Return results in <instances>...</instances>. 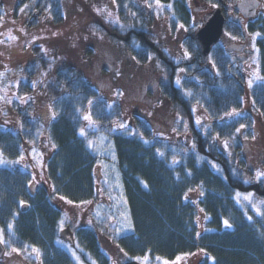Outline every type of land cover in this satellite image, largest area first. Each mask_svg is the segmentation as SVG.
Segmentation results:
<instances>
[{
	"label": "trees",
	"instance_id": "trees-1",
	"mask_svg": "<svg viewBox=\"0 0 264 264\" xmlns=\"http://www.w3.org/2000/svg\"><path fill=\"white\" fill-rule=\"evenodd\" d=\"M187 2L159 0L169 6L172 22L190 26ZM53 3L58 9L59 2ZM116 3L121 13L134 8V0ZM56 12L58 15L59 10ZM139 18L143 28H136L140 24L136 23L127 32V51L139 62L149 63L152 48L147 26L151 20ZM225 30L239 38H243L244 30L258 35L255 46L261 79L252 87L251 98L255 111L264 114V17L246 26L227 21ZM186 43L195 55V61L185 66L188 76L179 86L171 77L154 80L146 97L152 105L170 107L173 115L163 121L134 115L128 123L129 131L109 130L113 120L123 117L118 102L101 97L99 88L77 71L60 69L55 73L54 83L60 92L54 97L56 117L48 128L53 150L46 159L47 186L31 192L30 171L0 166V232L6 248L38 249L42 264L75 263L71 253L59 244L64 216L51 195L75 202L97 198L98 155L90 142L92 135L101 133L108 136L116 153L132 230L121 236H105L97 223L77 228L75 240L85 262L139 264L147 256L173 261L202 251L198 264H264V206L258 213L238 196L255 192L264 199V178L257 183L244 180L245 173L253 174L247 161L253 116L245 113L227 122H215L207 130L194 124L195 104L211 118L241 108L245 76L221 43L212 48V67L202 63L193 37H188ZM25 72L30 80L35 79L33 63ZM21 88L31 90L25 82ZM90 101L91 115L100 126L82 134V113ZM24 113L21 130L0 128V154L8 159L19 157L39 137L38 121ZM175 113L190 122L193 147L179 143L173 136H157L159 129H174ZM199 210L206 216L201 234L197 225ZM225 220L231 226H225Z\"/></svg>",
	"mask_w": 264,
	"mask_h": 264
},
{
	"label": "rangeland",
	"instance_id": "rangeland-1",
	"mask_svg": "<svg viewBox=\"0 0 264 264\" xmlns=\"http://www.w3.org/2000/svg\"><path fill=\"white\" fill-rule=\"evenodd\" d=\"M54 1L59 2L58 9L54 8ZM258 1L259 14L264 17V0ZM233 2L188 0L191 24L187 26L172 22L169 6L152 0H134L133 10L126 13L118 11L116 0H0V128L21 130L24 112L40 125L37 141H32L16 159H8L0 154V166L21 167L30 171L31 192L32 189L47 186L46 159L53 150L48 128L56 117L54 97L60 89L55 86L54 77L60 69L77 71L99 88L101 97L119 103L123 117L110 123L108 127L111 131H129L128 123L137 114L145 119L153 117L160 121L172 116L173 111L165 104L155 106L146 101L151 82L171 77L179 86L181 80L188 76L185 66L195 61L192 47L186 40L195 35L218 6L225 8L227 21L234 22L231 17ZM137 10L142 15H138ZM139 16L145 21L151 20L147 26L150 37L148 44L152 48L149 63L139 62L127 51V32L140 23ZM246 21H241L242 25ZM136 28L143 26L140 23ZM246 37L247 34L239 38L225 32L220 40L233 64L245 76L242 107L235 109L232 115L227 113H232L233 109L218 118H211L199 104H195L193 111L195 126L203 130L209 129L215 122H227L245 113L252 114L253 136L247 161L253 174L245 173L244 180L257 183L264 178V175H259L264 173V114L255 111L251 98L252 87L261 79L258 51L254 44L256 34L249 36L248 41ZM252 41V51L246 54L247 57H238L232 52L236 48L235 44ZM30 63L36 70L34 80H30L25 72ZM205 66L212 67L213 64L209 60ZM24 82L29 83L30 91H22L21 84ZM100 83L109 86H100ZM91 103L82 113L83 133L98 130L100 126L91 115ZM89 114L91 121L85 119ZM175 117L174 129H159L157 136H173L179 143L193 147L190 122L180 114L175 113ZM121 124L125 127H119ZM91 145L98 155L95 171L100 192L97 198L75 202L56 194L51 195L53 203L61 208L64 216L63 224L60 225L59 244L71 253L74 264H89L78 252L75 240L77 228L97 223L99 231L105 236H113V233L114 236H121L132 230L123 181L112 144L108 142L106 134L99 133L92 135ZM239 197L250 203L255 211L254 205L260 209L264 206L261 203L264 199L255 192L240 193ZM205 219L206 216L199 210V234L204 232ZM0 237L6 245L2 232ZM14 249L7 246L0 264H42L35 249ZM202 256V251L173 261L147 256L141 258L139 264H198ZM90 264L96 263L92 261Z\"/></svg>",
	"mask_w": 264,
	"mask_h": 264
},
{
	"label": "water",
	"instance_id": "water-1",
	"mask_svg": "<svg viewBox=\"0 0 264 264\" xmlns=\"http://www.w3.org/2000/svg\"><path fill=\"white\" fill-rule=\"evenodd\" d=\"M226 16L221 7L214 9L208 16L204 25L195 33L194 40L202 62L206 63L212 48L217 44L225 32ZM5 253V246L0 240V258Z\"/></svg>",
	"mask_w": 264,
	"mask_h": 264
},
{
	"label": "flooded vegetation",
	"instance_id": "flooded-vegetation-1",
	"mask_svg": "<svg viewBox=\"0 0 264 264\" xmlns=\"http://www.w3.org/2000/svg\"><path fill=\"white\" fill-rule=\"evenodd\" d=\"M231 6L233 10V14H231V17L233 20H235L234 22H241L247 20L245 22V24L247 25L248 22L258 17H263L259 14L260 2L258 0H234ZM249 36L252 35H248L246 37V40L247 38L249 39ZM250 46L251 43L249 42H241L240 44L234 45V47L236 48L232 50V52H234L238 57H247L246 54L252 51V48Z\"/></svg>",
	"mask_w": 264,
	"mask_h": 264
},
{
	"label": "snow or ice",
	"instance_id": "snow-or-ice-1",
	"mask_svg": "<svg viewBox=\"0 0 264 264\" xmlns=\"http://www.w3.org/2000/svg\"><path fill=\"white\" fill-rule=\"evenodd\" d=\"M157 3H159V0H157ZM25 7H27V5H26ZM98 11H99V10H98ZM249 83L251 84V81H249ZM89 103H91V101H90ZM235 112H236V110L233 109V110H232V113H227V115H232V114L235 113ZM53 115H55L54 112H53ZM85 119L91 121V115L89 114L88 116H85ZM119 127L123 128V127H125V125L121 124V125H119ZM240 127L243 128V127H245V125H241ZM83 131H84V130L81 129L82 134H83ZM236 131L239 132L240 129L238 128V129H236ZM90 143H91V142H90ZM225 146H227V141H225ZM0 162H2V161H0ZM259 175H264V173H260ZM238 196H239V194H238ZM246 198H248V197H246ZM69 203H71V201H69ZM261 203H264V201H261ZM254 207H256V211L259 213V212H260V208L257 207L256 205H254ZM61 224H63V221H61ZM224 224H225V226H231V225L229 224V221H228V220H225V221H224ZM0 240H2V237H0ZM35 250L38 251V249H35ZM14 251H19V250H18V249H14Z\"/></svg>",
	"mask_w": 264,
	"mask_h": 264
}]
</instances>
